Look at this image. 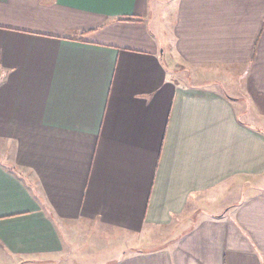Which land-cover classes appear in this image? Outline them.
I'll use <instances>...</instances> for the list:
<instances>
[{"label":"crops","instance_id":"obj_1","mask_svg":"<svg viewBox=\"0 0 264 264\" xmlns=\"http://www.w3.org/2000/svg\"><path fill=\"white\" fill-rule=\"evenodd\" d=\"M83 226L264 264V0H0V264Z\"/></svg>","mask_w":264,"mask_h":264},{"label":"rangeland","instance_id":"obj_2","mask_svg":"<svg viewBox=\"0 0 264 264\" xmlns=\"http://www.w3.org/2000/svg\"><path fill=\"white\" fill-rule=\"evenodd\" d=\"M149 25L152 27V25L155 26V23L152 24L151 21ZM95 231L96 229L89 226H83L77 229L78 234L74 235L72 240L75 242L74 245L79 248L71 258L69 257L70 263L63 261V264H99L109 262L114 260L122 250H127V247H148L155 243L152 242L154 238L162 240V238L166 237L164 235H158L160 237H156L151 233H147L142 239L140 236L127 237L119 234L100 237ZM69 250L72 252L74 249Z\"/></svg>","mask_w":264,"mask_h":264},{"label":"trees","instance_id":"obj_3","mask_svg":"<svg viewBox=\"0 0 264 264\" xmlns=\"http://www.w3.org/2000/svg\"><path fill=\"white\" fill-rule=\"evenodd\" d=\"M125 20V19H124ZM126 20H128V19H126Z\"/></svg>","mask_w":264,"mask_h":264}]
</instances>
